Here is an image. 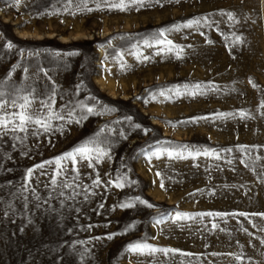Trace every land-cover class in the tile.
Here are the masks:
<instances>
[{"label":"rangeland","instance_id":"rangeland-1","mask_svg":"<svg viewBox=\"0 0 264 264\" xmlns=\"http://www.w3.org/2000/svg\"><path fill=\"white\" fill-rule=\"evenodd\" d=\"M0 93V264H264V0H0Z\"/></svg>","mask_w":264,"mask_h":264},{"label":"snow or ice","instance_id":"snow-or-ice-1","mask_svg":"<svg viewBox=\"0 0 264 264\" xmlns=\"http://www.w3.org/2000/svg\"><path fill=\"white\" fill-rule=\"evenodd\" d=\"M130 3L132 4H139L140 6H143L144 4V0H129ZM17 3H19V0H17ZM90 10V9H89ZM229 16V18H232V14L228 13L227 14ZM199 24V21H188L187 24L185 25H176L175 28L176 30H179L180 27H191L193 24ZM169 31V30H160L158 34H154L152 37V41L156 44L159 45L162 43V41L160 40V37H164L165 36V32ZM240 37L237 36L236 37V42H240ZM146 43H148L149 46H153L152 43H149L146 41ZM167 44L170 45L171 47H169L167 49L168 52H172L173 50H177L178 54L179 52H182V49H178V46L174 45L173 42L171 40H167ZM11 46V45H9ZM250 83H253L251 81V79L249 80ZM255 86V85H253ZM203 86L200 84H196L194 86H192V90H191V94L192 95H196L197 91L200 90ZM185 88L187 89V86H185ZM161 95H164V93L162 92ZM3 96V93H0V97ZM262 107H264V104L261 105ZM13 107H15V101H13ZM6 108V105L0 103V111H4V109ZM20 111H14L12 113H5V117L4 119H0V129L5 130V132L9 129L15 131V130H19L21 132L27 131L29 126L32 125L33 123H35L36 125L40 126L43 128V131L48 132L52 129V125L50 122V119L41 117L36 111L32 110L30 108V102L28 101V99L25 97L24 98V103L20 106ZM89 112H92L93 109L92 108H88ZM219 117H227V116H231L233 115L232 113H218L217 114ZM241 116L244 117L245 114L241 113ZM17 118H18V122H17ZM57 119H59L60 117H55ZM194 119H205V117H200V118H194ZM94 144V142H92ZM183 148H186L187 146H180ZM228 151H231L230 149ZM74 153L79 154L81 157L84 158H88L89 156H95L96 162L99 163L100 158L103 156L107 155V152L102 151L100 148L98 147H89L88 145H84L81 147H78L76 149H74ZM168 156L169 158H183V153L182 152H177V153H173L172 151H168ZM201 154V152L199 150L195 151V155L199 156ZM158 155V154H157ZM189 155H192V153L190 152ZM203 155L205 156H212L213 155V150H208L205 149L203 151ZM67 157H73L74 158V154L73 152L67 153L65 154V156L59 157L57 158V162L66 159ZM219 155L216 154V159H219ZM51 163V162H48ZM75 163V160H74ZM91 164V161H90ZM37 168H43L44 165H37ZM64 171L63 168L59 169V172L57 173V175H59L60 173H62ZM33 173V169H29L28 170V177H31ZM157 177H160V173L157 172L156 173ZM123 178H118L117 181L115 182V187L117 188H122L124 186L123 183H121V180ZM102 183V181L97 178L94 181V185L95 186H99ZM109 184L112 183L111 180L108 181ZM51 184L52 186L55 188L58 185V181L56 179V177H53L51 180ZM63 187L67 188L69 187V185L65 184L63 185ZM160 187L162 189L165 188V185L163 183V181L161 180L160 183ZM137 200L139 201V203L144 204L146 203L143 200H140L139 197H137ZM121 208H130L132 207V202H127V203H122L120 205ZM148 207H152V205L150 203H148ZM197 215L200 216H213V215H225L223 213H199ZM233 216H235L236 214L233 213ZM239 215H246L244 213H239ZM187 218H191L189 217V215L187 213H176V217L175 219L179 220V219H187ZM161 221L157 220V223H160ZM108 239H112V236H108ZM129 249L133 252H141L143 253L145 250H148L150 253L152 252H157V251H163V252H170L173 251L172 249H156L153 248L151 245L147 244V243H136V244H131L128 246Z\"/></svg>","mask_w":264,"mask_h":264},{"label":"bare ground","instance_id":"bare-ground-1","mask_svg":"<svg viewBox=\"0 0 264 264\" xmlns=\"http://www.w3.org/2000/svg\"><path fill=\"white\" fill-rule=\"evenodd\" d=\"M16 32V31H15Z\"/></svg>","mask_w":264,"mask_h":264}]
</instances>
